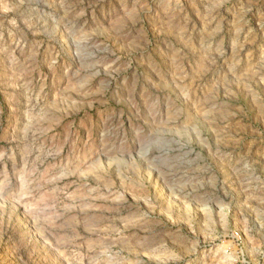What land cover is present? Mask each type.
Instances as JSON below:
<instances>
[{
  "label": "rangeland",
  "instance_id": "374dc122",
  "mask_svg": "<svg viewBox=\"0 0 264 264\" xmlns=\"http://www.w3.org/2000/svg\"><path fill=\"white\" fill-rule=\"evenodd\" d=\"M0 264H264V0H0Z\"/></svg>",
  "mask_w": 264,
  "mask_h": 264
}]
</instances>
